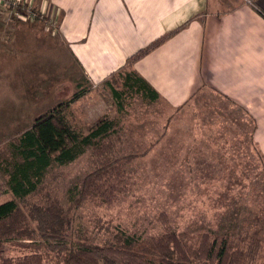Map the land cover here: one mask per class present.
<instances>
[{"label": "rangeland", "instance_id": "1", "mask_svg": "<svg viewBox=\"0 0 264 264\" xmlns=\"http://www.w3.org/2000/svg\"><path fill=\"white\" fill-rule=\"evenodd\" d=\"M31 21L44 22L49 32L55 33L52 24L56 18L49 23L38 18ZM9 25L0 17V33L8 35ZM52 55L49 65L55 71ZM65 64L59 102L83 90V96L81 93L80 99L70 104L80 138L89 136L91 126L106 116L120 129L125 141L117 147L116 154L139 156L125 168L124 178L106 198L94 194L80 201L79 183L89 172L92 159L90 148L84 147L75 151L66 165L48 168L41 193L30 196L27 203H41L47 192L57 197L71 219V236L76 245L103 240L114 232L128 239L153 236L166 223L190 234H248L264 241V159L249 142L246 133L250 127L238 122L243 117L237 110L214 98L208 102L197 100L193 106L173 111L164 103L151 104L133 93L124 96L119 108L105 85L89 89L87 81L73 76L72 68ZM54 78L49 76L50 83L52 79L55 83ZM112 86L120 88L121 81L114 78ZM12 87L6 67H0V204L18 202L8 185V171L20 159L13 155V141L31 128V122L45 112L46 106H52L50 91L49 99L19 107ZM223 107L239 116L222 118ZM157 139L159 142L141 156ZM162 212L167 214L168 222L159 219ZM14 242L15 239L5 242L9 256L21 253Z\"/></svg>", "mask_w": 264, "mask_h": 264}, {"label": "crops", "instance_id": "2", "mask_svg": "<svg viewBox=\"0 0 264 264\" xmlns=\"http://www.w3.org/2000/svg\"><path fill=\"white\" fill-rule=\"evenodd\" d=\"M32 2L52 11L54 34L44 22L31 20L11 22L8 37L0 33V67H6L19 107L49 99L50 91L52 106L60 103L65 63L89 89L108 88L133 54L171 33L132 64L159 94L153 103L175 111L197 100L225 101L243 117L238 122L249 125L247 138L264 159V0ZM220 113L239 116L224 107Z\"/></svg>", "mask_w": 264, "mask_h": 264}, {"label": "trees", "instance_id": "3", "mask_svg": "<svg viewBox=\"0 0 264 264\" xmlns=\"http://www.w3.org/2000/svg\"><path fill=\"white\" fill-rule=\"evenodd\" d=\"M170 35L157 38L133 54L126 67L107 81L112 100L119 108L124 96L132 93L149 103L159 99V94L132 70V64ZM114 78L121 81L120 88L112 86ZM81 93H74L69 100L39 114L31 128L13 141V155L20 159L8 171V185L18 202L8 200L0 204V264H264V241L257 237L211 232L190 234L177 231L167 223L153 236L128 239L114 232L103 240L76 245L71 236V219L57 197L47 192L41 203H27L30 196L41 193L40 185L48 168L53 164L66 165L75 151L84 147L90 148L92 159L89 172L79 183L80 201L94 194L106 198L124 178L125 168L139 156L116 154L117 147L125 141L120 129L106 116L91 126L89 136L80 138L74 128L70 104ZM89 139L92 141L88 144ZM157 142L159 139L141 156ZM159 219L168 222L164 212L159 214ZM9 239H15L13 245L21 250L19 255H7L4 245Z\"/></svg>", "mask_w": 264, "mask_h": 264}, {"label": "built area", "instance_id": "4", "mask_svg": "<svg viewBox=\"0 0 264 264\" xmlns=\"http://www.w3.org/2000/svg\"><path fill=\"white\" fill-rule=\"evenodd\" d=\"M0 17L10 23L37 18L49 23L55 18L48 7H38L32 0H0ZM55 24H52L53 28Z\"/></svg>", "mask_w": 264, "mask_h": 264}]
</instances>
